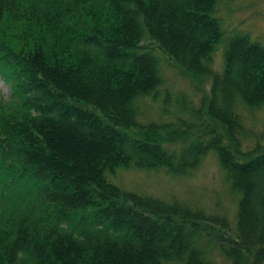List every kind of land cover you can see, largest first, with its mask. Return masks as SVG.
I'll return each instance as SVG.
<instances>
[{"label":"trees","instance_id":"16d2710c","mask_svg":"<svg viewBox=\"0 0 264 264\" xmlns=\"http://www.w3.org/2000/svg\"><path fill=\"white\" fill-rule=\"evenodd\" d=\"M217 4L0 0V78L14 86L0 99V264H212L213 253L264 264V131L254 136L236 110L264 106V45L233 32L216 73L227 36ZM165 61L211 81L210 100L143 124L137 102L159 99ZM62 129L89 166L62 155ZM211 151L240 198L234 231L109 179L121 167L186 177Z\"/></svg>","mask_w":264,"mask_h":264},{"label":"rangeland","instance_id":"374dc122","mask_svg":"<svg viewBox=\"0 0 264 264\" xmlns=\"http://www.w3.org/2000/svg\"><path fill=\"white\" fill-rule=\"evenodd\" d=\"M215 14L222 20L224 32H227L225 40L217 48L214 56L213 70L220 74L224 70L228 37L233 32L238 30L247 33L253 40L264 45V0H218ZM162 74L164 84L160 88L159 99L154 101L141 99L137 102L141 123L175 122L178 117L188 118L185 112L189 108L200 109L207 106L211 96V81L192 80L172 61H165ZM13 89V84L0 78L1 103L12 99ZM236 110L243 118L245 126L253 131L254 136L264 131V106L250 110L239 102ZM204 120L208 121L205 117ZM211 123L214 125L213 121ZM59 132L61 135L59 144L63 147L59 149L62 150V155L80 159L82 166H89V159H82L84 146L81 145V141L71 139L66 129ZM255 140L242 138L243 147L252 145ZM93 153L94 151L89 155ZM109 179L129 193L167 202L177 199L187 202L194 209L204 210L208 215L226 217L231 231L235 230L240 198L231 190L215 152H209L198 169L186 177H175L165 170L121 167L115 174L109 175ZM210 259L212 264H231L219 253L211 254Z\"/></svg>","mask_w":264,"mask_h":264}]
</instances>
